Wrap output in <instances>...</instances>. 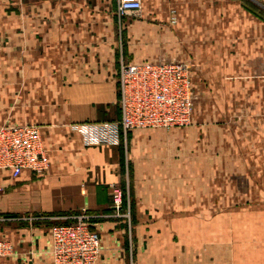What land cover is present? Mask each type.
<instances>
[{
  "label": "crops",
  "instance_id": "crops-1",
  "mask_svg": "<svg viewBox=\"0 0 264 264\" xmlns=\"http://www.w3.org/2000/svg\"><path fill=\"white\" fill-rule=\"evenodd\" d=\"M116 5L0 0V126L39 127L48 166L17 179L0 170V240L13 249L0 264H51L49 228L81 209L100 239L96 264H224L226 238L228 264H264V178L236 165L264 159V0H142L131 23ZM212 10L216 40L195 39ZM142 62L193 65L190 125L88 145L76 126L119 121L120 64ZM211 111L217 120L203 119ZM113 186L123 193L119 214ZM198 222L205 233L193 230Z\"/></svg>",
  "mask_w": 264,
  "mask_h": 264
},
{
  "label": "built area",
  "instance_id": "built-area-1",
  "mask_svg": "<svg viewBox=\"0 0 264 264\" xmlns=\"http://www.w3.org/2000/svg\"><path fill=\"white\" fill-rule=\"evenodd\" d=\"M142 0H117L119 21L139 17ZM190 63H121L117 78L119 121L76 126L88 145H117L120 136L135 130L184 128L193 115ZM40 128L31 125L0 126V170L17 179L23 171L42 175L47 170ZM123 193L112 187V208L119 214ZM91 216L81 209L69 222L49 228L51 264H96L101 253ZM12 246L0 240V258Z\"/></svg>",
  "mask_w": 264,
  "mask_h": 264
},
{
  "label": "rangeland",
  "instance_id": "rangeland-1",
  "mask_svg": "<svg viewBox=\"0 0 264 264\" xmlns=\"http://www.w3.org/2000/svg\"><path fill=\"white\" fill-rule=\"evenodd\" d=\"M140 16H141V13H140ZM139 17H130L128 18L127 20L131 23V22H135V20H137ZM162 19L164 18H168V17H161ZM193 19H196V17H192ZM198 22H199V18H198ZM216 26H217V14L215 11H210V15H209V20H208V29L207 31H204V32H194L193 33V36L195 39H204L206 40V42H209V41H215L216 38H217V30H216ZM133 32H134V38H135V34H136V31L135 29H133ZM165 34H170V32H166ZM134 38H130V45H132V42H134V44H136V40ZM133 39V41H132ZM162 44L163 46H167L168 45V41H162ZM209 45V44H208ZM136 46V45H135ZM177 56V55H176ZM167 57H174V55H168ZM178 57V56H177ZM135 58H137V55H135ZM179 58V57H178ZM180 59V58H179ZM193 66V65H192ZM191 66V67H192ZM193 68V67H192ZM194 100V107H195V97L193 98ZM205 102L206 103H215L216 102V96H206L205 98ZM204 115V118L205 120H208V121H216L217 120V113L216 112H204L202 113ZM212 129V132H213V129L214 128H211ZM171 130V131H170ZM173 130H181L183 131V128H173V129H169V130H164V129H158V130H154L155 132H161V133H165L167 135H174L172 134L171 132ZM150 131V130H149ZM215 134V133H213ZM169 137V136H167ZM179 139H181L180 137H178ZM212 139H215V137H213ZM198 144L200 146V141H198ZM210 146V147H209ZM209 146L207 144H204V152H209V150H211V147L213 146L214 149H215V143H209ZM229 148H231L233 150V144L230 143L229 145ZM256 148L259 149V144H256ZM212 152V151H211ZM254 152H257V153H260V151H254ZM210 153V152H209ZM258 155V154H257ZM210 161V160H209ZM200 160H197L196 163H199ZM235 161L233 160H227L226 161V169H228V165H230V168H233L232 166V163H234ZM239 163H240V166L241 167H246L244 169L246 170H249L250 172H253L255 173L253 176H252V180H258L259 178H264V159L262 158H254V159H247V160H241L239 159L238 161H236V165L239 166ZM243 169V168H242ZM199 171H200V168H199ZM200 173V172H199ZM248 178L247 176H240V178ZM200 179V177H198ZM232 177H225V181L226 183L228 184H231L232 182ZM216 179V176H210L209 177V183L211 182H216L215 181ZM213 180V181H211ZM194 183H200V182H194ZM201 184V183H200ZM204 184V183H203ZM177 197L178 196H183L184 195V192L183 191H177ZM194 194H196L197 196L201 197L203 195V192H195ZM206 195H208L209 193H205ZM231 193L226 191L224 192V195H226L225 198H227V196H231L230 195ZM179 199V198H178ZM200 220V219H198ZM193 230L195 232H201V231H204L203 233H205L207 231V228H206V225L198 222V223H193ZM217 240H209L208 241V247L211 249V248H216V245L218 243H216ZM249 243V241H247ZM242 248H246V245H243V241H242ZM232 247H233V243H232V240L229 239V238H226L224 240V264H228V260L231 259V256H232ZM255 248V247H254ZM252 248V249H254Z\"/></svg>",
  "mask_w": 264,
  "mask_h": 264
}]
</instances>
